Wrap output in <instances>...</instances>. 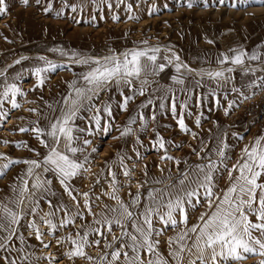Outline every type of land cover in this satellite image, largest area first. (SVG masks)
Masks as SVG:
<instances>
[{
    "label": "snow or ice",
    "instance_id": "6c2138e0",
    "mask_svg": "<svg viewBox=\"0 0 264 264\" xmlns=\"http://www.w3.org/2000/svg\"><path fill=\"white\" fill-rule=\"evenodd\" d=\"M21 2L25 6H30V0H21ZM35 2L39 5L41 0H35ZM225 2L226 0H219L220 4ZM237 3L241 5L255 3L264 6V0H232L231 6L236 7ZM65 6L76 11L75 5L66 4ZM192 6L189 0L188 7ZM108 7L111 8L112 5L108 4ZM130 8L131 5H129ZM7 11L6 0H0V15L7 14ZM44 11L46 13L51 11V4L45 7ZM56 15L59 16L61 13L57 12ZM113 19L118 20L119 17L113 16ZM143 43L147 44V41ZM166 51L171 50L166 49ZM232 51V56L222 54L219 64L224 65L230 62L232 65H244L246 56L251 60L261 59V56L256 53L249 56L245 51ZM160 53V47L148 46L132 48L104 57L70 54L74 63L89 65V70L81 74L79 81L69 84V93L58 101L59 108L55 109L58 115L50 118L41 115L42 119H48L46 127L41 126L37 120L32 122L31 128L19 129L21 132L35 133L37 140L47 149V152L42 157L40 153H37L40 157L38 159L24 160L11 159L6 154L0 153V158L6 161L0 165V178L13 165L23 163L27 166L24 174L17 178L19 184L14 183L11 186L13 196L6 198V202L0 201V261H3V264H39L42 259L48 260L49 264H53V261L59 264L57 258L50 253L47 256H36L34 251H29L32 246L20 232V228L23 227L21 221L26 216H32L33 219L28 221L27 228L32 231L43 248L50 247V244L43 239L46 233L41 231L35 219L39 214L40 199H43L45 193L51 190L52 181L46 175L49 173L59 181L75 207L63 203L53 204L49 200L47 203L50 211L44 212L39 222L47 227L49 233L55 235L61 229L75 226L76 220H83L87 212L88 215L93 216L96 225L95 227L80 225L75 234L68 233L64 237H57L58 245L65 243L69 245L63 255L71 264H75L77 258L87 260L88 264H237L252 257H259L256 264H264V136L254 139L250 145L242 149L241 157L228 170L229 186L219 194L214 191L215 176L220 165L227 167L225 164L227 144L224 140L221 139L214 150L216 159H213L211 153L204 148L199 151L193 149L201 160L207 162L181 170L179 168L181 161L167 154L166 145L172 142L162 137L159 132H155V139L151 141L152 148L164 151L165 154L161 156V160L174 162L177 172L175 178L168 175L160 179L145 180L143 183L137 182V192L129 193L131 199L125 202L118 194L116 173L109 168L111 191L106 194L115 201L116 206L104 205L98 213L93 211L88 192L74 194L76 189L71 181L90 171V168L85 165L90 163L91 154L98 151L96 147H91L89 151L87 146L91 145L92 141L80 134L86 133L92 136L99 132L106 135L113 127L111 104L97 103L101 93L108 90L109 86H123L130 90L131 95H124L121 92L122 101L119 104L122 111H127L129 103L137 95H145L146 88L151 84L148 77L159 75L169 65L175 68L176 74L170 77L175 84H185L183 72L189 75L195 73L201 78L196 81L197 87L201 86L205 77L215 81L217 87L221 86V82L227 84L231 77H227L225 72L234 71L232 67H227L216 71L196 72L195 69L183 63L174 52L170 56H161ZM26 59L28 57H21L15 63L19 64L21 60ZM38 59L43 61L44 65L36 66L30 71L37 78L36 87H42L47 79L46 74L55 71L59 65L44 56ZM0 78H2L0 79V119H4L7 116V113L2 111L5 101L10 103L12 109L20 108L21 104L17 97L24 96L25 93L16 82L23 78L21 73L9 77L5 70H0ZM134 82H139L138 88ZM260 86L256 81H252L250 85V87ZM232 90L238 91L235 88ZM182 91L187 93L189 89L184 88ZM164 93L159 97V108L165 109L164 101L167 100L168 110L177 121L179 128L191 134L194 139L197 138V134L191 132L185 124L184 116L188 111V104L179 101L177 92L171 87L165 88ZM210 94L215 95V89H210ZM153 102V97L149 96L139 109L147 108L153 105ZM178 104L179 114L177 113ZM231 106L230 103L229 107ZM48 107L53 108V105ZM29 111L37 112V109L32 108ZM82 112H88L91 115L84 117L81 115ZM188 114L191 115V112L189 111ZM105 116L109 119H105ZM77 119L85 120L86 127L80 128L76 124ZM149 120H156L155 111L147 118L143 112H139V115L130 117L127 124L118 129L120 135L113 139H122L136 135L138 131H146ZM138 122L139 129L133 128L132 125ZM200 122V116H197L196 125L199 126ZM137 143L143 146L139 136H137ZM17 146L29 147L27 142H20ZM176 147L179 148L180 145ZM29 150L35 151V149ZM133 151L137 158L141 157L138 149L134 148ZM201 152L205 154L201 156ZM118 157L123 175L130 176L131 170L125 163V159H131V157L120 154ZM183 163L187 164V161ZM160 171L163 173L164 169L161 168ZM234 173L236 175H233ZM146 184L162 185V187H149L145 195L140 189ZM78 195L83 197L82 208ZM96 199L98 200L99 197ZM202 201L206 204V210L199 215L197 223L189 226L188 208H195L201 205ZM58 213L63 215L58 217ZM157 222L162 227L157 228L155 226ZM114 226L120 229V236L113 235L112 240L108 241L105 233L112 234ZM168 228L175 230V235L168 238L169 252L165 257L159 251L158 238ZM93 235L105 241L104 248L100 249L97 257H93L87 251L88 248H99L101 245V239H90Z\"/></svg>",
    "mask_w": 264,
    "mask_h": 264
},
{
    "label": "rangeland",
    "instance_id": "374dc122",
    "mask_svg": "<svg viewBox=\"0 0 264 264\" xmlns=\"http://www.w3.org/2000/svg\"><path fill=\"white\" fill-rule=\"evenodd\" d=\"M6 3L8 5L7 14L0 15V70H5L8 76H11L10 74L14 72L21 73L23 78L16 81L18 85L21 81H24L25 84H36L37 78L34 75L21 72L25 64L31 63V66L35 67L43 66L44 62L38 58L47 56L55 60L53 63L59 65L55 71L46 74L47 79L45 82L51 81V86L46 89L34 88L30 92V105L26 100V103L20 108L12 109L10 103L5 101L2 111L6 112L7 116L0 119V153L6 154L11 159H38L40 157L37 156V153H40L42 157L47 152V149L37 140L35 133L31 131L21 132L19 129L21 127L31 128L32 122L37 120H39L41 126L46 127L48 119H42L41 115L50 118L59 114L55 109L59 108L58 101L69 93V84L73 81H79L81 74L89 70V65L74 63L71 53H77L84 57H104L112 53L119 54L131 48L158 46L165 56H170L174 52L185 63L200 72L202 70L216 71L218 69H215V67H221L216 63L217 52L221 46L236 43L243 46L248 42L257 40L262 41L263 43H261L264 44V6L255 3L250 5L237 3L236 7H232V0H226L224 4H220L219 0H207V3H205V0H191L193 6L188 7L189 0H80L79 5L76 4V11H72L70 7L65 6L66 4L73 5L74 0H41L39 5L36 4L35 0H30V6L23 5L21 0H6ZM49 4H51V11L46 13L44 8ZM108 4H111L112 7L109 8ZM129 5H131L130 9ZM57 12H60L61 15L57 16ZM215 14H217L218 21H215V25H213L212 20ZM113 16H117L119 19L114 20ZM19 18L21 19L18 20ZM27 18L32 23L42 24L47 34L34 35L33 38H38V40H31L32 37L30 39L28 28H25L26 31L23 29L26 26L25 21ZM188 22L192 23L191 28L195 30L193 38L190 39L185 32L190 29ZM218 22H222V26L221 24L217 25ZM249 22L252 24L256 22L258 25L254 26L251 33L243 35L241 28L246 24L248 25ZM203 23L207 26L203 27ZM111 30L121 35H118L117 38H104V36L107 37V31ZM103 31L107 33H103ZM144 41H147V44H144ZM209 41H212V43H209ZM80 46L85 47V50L81 51ZM166 49L171 51H166ZM33 55L37 57L29 58ZM21 57H28V59L21 60V63L16 64L15 61ZM240 69H234L231 74L229 73L230 81L227 84L221 82L220 87H217L215 81L206 77L201 82V86L197 87L196 81L201 79L200 76L196 74L189 75L187 72L186 78L189 79L184 85L168 86L151 82L145 90V95H137L129 103L127 111H122L119 104L122 101L121 92L124 95H131L130 90L121 86L118 87V91L111 92L113 85L109 86L108 90L101 93L97 103L111 104L112 130L106 135L99 132L92 136H88L86 133L80 134L92 141V144L87 146L89 151L91 147L98 149L96 153L91 154L89 164L99 165V173L93 182L88 180L85 173L74 178L71 181L76 189L74 194L88 192L93 211L98 213L104 205L116 206L115 201L106 194L111 191L109 168L116 173L119 187L118 194L125 202L131 199L129 193H133L134 190L137 192V188L133 189L135 186L137 187V182L143 183L145 180L160 179L168 175L175 178L177 172L174 162L166 159L161 160V156L165 154L164 151L152 148L151 141L155 139V132H159L162 137L172 142L166 145L167 154L181 161L179 165L181 170H185L188 166L207 162L201 160L193 149L199 151L204 148L211 153L213 159H216L214 150L219 145L220 140L223 139L227 144L225 149V164L227 167L220 165L215 176L216 187L214 191L219 194L225 190L229 186L228 170L241 157L242 149L250 145L254 139L264 136V129L255 132L247 129L244 122L232 123L231 121V115L236 111L244 97L247 96L246 90L243 91L240 86L242 82L240 76L249 72L253 74L264 73V63L252 68L247 65ZM245 69H249V71H245ZM263 80L264 76L258 84ZM135 85L137 88L139 87V83ZM168 87L181 94L179 101L188 104L191 115L185 112V124L191 132L197 134V138L194 139L191 134H187L179 128L177 121L168 110L169 102L167 100L164 101L165 109L159 108V97L165 94L164 89ZM184 88L189 89V92L182 91ZM233 88L238 91H233ZM210 89H215V95L210 94ZM46 94L48 97H46ZM149 96L153 97V105L139 109V106L145 103ZM189 96H191L190 99ZM21 100L22 97L20 96L18 98L20 104L23 102ZM230 103L231 107H229ZM48 105H53V108H49ZM32 108L37 109V112L29 111ZM153 111H155L156 120H149L146 131H138L136 135H131L130 140H126L125 137L113 139V137L120 135L118 129L125 126L130 117L143 112L147 118L152 115ZM226 111L227 114H225ZM179 112L178 104L177 113L179 114ZM13 114L17 118L22 117L19 122L15 121L14 123L15 117H12ZM28 115L31 117V122H27L28 120L25 119ZM81 115L86 117L91 113L82 112ZM197 116H200L201 120L199 126L196 125ZM105 119L109 118L105 116ZM9 120L13 122L10 123ZM217 122H220V130L216 132L213 127ZM76 124L80 128L86 127V121L83 119H77ZM132 127L139 129V122L132 125ZM248 135L251 136V142L250 139L249 141L245 139ZM6 136L9 137L6 138ZM137 136H139L143 146L137 143ZM20 142H27L29 147H18L17 145ZM176 145H180V147L178 148ZM129 148L132 159L129 162L127 161L126 164L131 170V175L126 177L120 167L118 154L122 153L121 156H124V152H127ZM134 148L141 153L140 158H137L136 153L133 151ZM29 149H35V151ZM154 152L157 154L156 160L145 163L140 169L137 168L136 161L142 159V157L144 158V156L152 155ZM187 152H191L193 156ZM204 154V152H201V156ZM183 161H187V164ZM217 162L219 163V161ZM4 163L6 161L0 158V165ZM145 166L147 167L145 168ZM26 168L25 164L20 163L6 170V174L0 178V201L6 202V198L13 196L11 186L14 183L19 184L17 178L24 174ZM161 168L164 169L163 173L160 171ZM145 171H147V176H145ZM46 175L52 181L51 190L45 193L43 199H40L39 214L35 219L41 231L46 233L43 239L50 244V247L43 248L35 235L32 234V231L27 228L28 221L33 219L32 216H26L21 221L23 227L20 228V232L24 234L27 243L32 246L29 251H34L36 256H47L50 249H52L57 255L56 258L59 263L71 264L63 255L69 245L67 243L58 245L57 237H64L68 233L75 234L80 225H92L93 227L96 225L93 216L85 212L84 219H77L75 226L61 229L55 235L49 233L47 227L39 222L40 216L44 212L50 211L47 201L51 200L53 204L63 203L71 207H75V204L55 176L51 173ZM233 175H236V173ZM97 181L99 182L97 183ZM132 185L134 186L132 187ZM149 187H162V185L146 184L140 191L146 195ZM37 195L39 196V193ZM96 197H99V199L97 200ZM77 198L80 200L82 208L83 197L78 195ZM41 209L42 211H39ZM205 210L206 204L203 201L201 205H197L195 208H188L189 226L197 223V218ZM57 215L59 217L63 214L58 213ZM155 226L157 228L162 227L158 222ZM105 235L107 240L111 241L113 235L120 236V229L114 226L113 233H105ZM174 235L175 230L168 228L158 238L160 240L159 251L165 257L168 256L169 252L168 238ZM90 239H101L99 248L91 247L87 249L90 255L97 257L100 254V249L104 248L105 241L103 238L94 235L90 236ZM258 259L259 257H252L247 261L237 262V264H256ZM0 264H3V261H0ZM39 264H49V262L42 259ZM53 264H55V261H53ZM75 264H88V261L77 258Z\"/></svg>",
    "mask_w": 264,
    "mask_h": 264
},
{
    "label": "crops",
    "instance_id": "0c3cea01",
    "mask_svg": "<svg viewBox=\"0 0 264 264\" xmlns=\"http://www.w3.org/2000/svg\"><path fill=\"white\" fill-rule=\"evenodd\" d=\"M80 0H74V4L73 5H75L76 6V4H78V2H79ZM79 5V4H78ZM217 14H215V16L213 17L214 19L212 20L213 22H212V24L213 25H215L214 24V22L215 21H218L217 20ZM21 18H19L18 20H20ZM244 22V21H243ZM25 24H26V26H24L23 27V29L25 30V28H28V33H29V37H30V39H31V37H32V39L31 40H38V38L37 39H34L33 38V36L35 35V36H37L38 34H41V33H44V34H47V31L43 28V26H42V24H40V23H32V21L29 19V18H27V20L25 21ZM142 24V23H141ZM192 23H189L188 22V27L190 28V29H188V30H186L185 32H186V34H187V36H188V38L190 39V38H193V36H194V31L195 30H193L191 27H192V25H191ZM221 24V26H222V22H218L217 23V25H220ZM15 25V24H14ZM199 25V24H198ZM258 24H256V22L255 23H251V22H249L248 23V25L246 24V26H244V27H242L241 28V32H242V34L243 35H245V34H248V33H251L252 31H253V29H254V26H257ZM261 24H260V22H259V26H260ZM202 26L203 27H206L207 25H204V23L202 24ZM26 31V30H25ZM114 30H111V31H107L108 32V34L106 35L107 37H105L104 36V38H107V39H110V38H117L118 37V35H121V34H117V32L116 33H114L113 32ZM116 31V30H115ZM107 33L106 31H103V33ZM98 39H100V41H102L101 40V38H99L98 37ZM262 41H260V40H257V41H254V42H248V43H246V44H244L243 46H239L240 44H238V43H236V44H226V45H224V46H221L220 48H219V50H218V52H217V57H216V63H217V65H219V66H221V67H215V69H221V68H227V67H232V68H234V69H236V70H241L240 68H244V67H246L247 65H249V67H254V66H257V65H260V64H262V63H264V44H262L261 43ZM79 49H81V51H84L85 50V47H83V46H80V48ZM132 49V48H131ZM232 50H237V51H245V52H247L248 53V55L250 56L251 54H253V53H256V54H258L259 56H261V59H258V60H251V59H248V57L246 56L244 59H245V63H244V65H232L230 62L229 63H227V64H224V65H221V64H219V58L222 56V54H227V55H229V56H232L233 55V51ZM160 55L161 56H165L162 52L160 53ZM32 57H37V56H35V55H33V56H31V57H29V58H32ZM44 57H46L48 60H50V61H52V62H54L55 60H53V59H51V58H49V57H47V56H44ZM37 59V58H36ZM180 60L183 62V63H185L183 60H182V58L180 57ZM263 61V62H262ZM36 63H37V60H36ZM185 64H187V63H185ZM187 65H189V64H187ZM224 66V67H223ZM35 66H31V63H29L28 65L27 64H25L24 65V67H23V69H22V73L23 74H27V75H32V73H31V71H30V69H32V68H34ZM189 67L191 68V69H194L192 66H190L189 65ZM237 67V68H236ZM239 68V69H238ZM21 69V68H20ZM215 69H212V70H215ZM196 70V72H198L199 70H197V69H195ZM209 71H211V70H209ZM182 72H183V70H182ZM16 73H19V72H14V73H11L10 75L12 76V75H15ZM226 73V76L227 77H230V74L229 73H227V72H225ZM174 74H176L175 73V68H174V66H172V65H169L168 67H166V69H165V71L164 72H162V73H160L159 75H157V76H150V77H148V79L151 81V82H155V83H158V84H162V85H168V86H178L177 84H175L172 80H171V76L172 75H174ZM183 74H184V77H185V82L189 79V78H186V72H183ZM193 74H195V73H193ZM11 76H9V77H11ZM263 76H264V73H260V74H253V73H251V72H249V73H245V74H242V76H240L241 77V83H240V86H241V88H242V90L243 91H245V90H247L249 87H250V85H251V83H252V81H256L257 83L259 82V81H261L262 79H263ZM135 84H138L139 82H134ZM21 88H22V90H23V92L25 93V95L24 96H21L22 97V100L21 101H23L22 103H21V106L23 105V104H25V102H26V100L28 101V103H29V105L31 104V100L29 99V96H30V92L34 89V88H38V87H36V84H34V83H28V84H25L24 83V81H21V83H20V85H19ZM49 86H51V81L50 82H45L44 83V85L42 86V87H39V88H42V89H46V88H48ZM118 89V87H116L115 85H113L112 86V90H111V92H114V91H118L117 90ZM157 95V94H156ZM177 95H178V98L180 99L181 98V94L180 93H177ZM20 96H18L17 97V100H18V98H19ZM46 97H48V95L46 94ZM189 112V109H188V111H186V113H188ZM29 115H31V114H29ZM23 116V117H25V119L26 120H28L27 122H31L30 121V116ZM12 117H15V115L13 114L12 115ZM22 118V117H21ZM20 117L19 118H17V117H15V119H14V123H15V121L16 122H19L20 121V119H21ZM11 120H9V122H10ZM11 122H13V121H11ZM6 126V125H5ZM213 129L217 132V131H219L220 130V122H217L215 125H214V127H213ZM10 136V135H9ZM9 136H6V138H8ZM4 139H5V137H4ZM125 139L127 140H130L131 139V136H126L125 137ZM246 140H248L249 141V139H250V142L252 141V139H251V136H246V138H245ZM131 142V141H130ZM130 147H131V144H130ZM130 151V148H129V150L126 152H124L123 154H124V156L125 157H131V153L129 152ZM186 153V152H185ZM187 153H190V155L191 156H193L192 155V153L191 152H187ZM120 155H122V153H120ZM156 158H157V154H155V152H154V154H152V155H147V156H144V158L142 157V159H140V160H138V161H136V166H137V168H141V167H143V165L146 163H148V162H151V161H154V160H156ZM131 159H132V157H131ZM131 159H125V163L128 161L129 162V160H131ZM99 163H102V162H99ZM87 167H89L90 168V171L89 172H85V174H86V177L88 178V180L89 181H91V182H93L94 181V179L96 178V176H98V173H99V165H95V164H89ZM134 185H132V187H133ZM126 187V186H125ZM124 187V188H125ZM135 188H137L136 186L133 188V189H135ZM128 193H129V191H127ZM126 192V194H128ZM134 193H136V191L134 190V192H133V194Z\"/></svg>",
    "mask_w": 264,
    "mask_h": 264
},
{
    "label": "built area",
    "instance_id": "2783aa9c",
    "mask_svg": "<svg viewBox=\"0 0 264 264\" xmlns=\"http://www.w3.org/2000/svg\"><path fill=\"white\" fill-rule=\"evenodd\" d=\"M259 84L260 87L246 90L248 98H244L231 115L232 123L244 122L247 129L255 132L264 129V80Z\"/></svg>",
    "mask_w": 264,
    "mask_h": 264
},
{
    "label": "bare ground",
    "instance_id": "6f19581e",
    "mask_svg": "<svg viewBox=\"0 0 264 264\" xmlns=\"http://www.w3.org/2000/svg\"><path fill=\"white\" fill-rule=\"evenodd\" d=\"M225 75H226V73H225ZM26 103V102H25ZM26 107V106H25ZM24 107V108H25ZM10 123H12V122H10ZM49 253L52 255V256H55V257H57V255L52 251V249H50V251H49ZM48 253V254H49ZM59 264H63V263H59Z\"/></svg>",
    "mask_w": 264,
    "mask_h": 264
}]
</instances>
